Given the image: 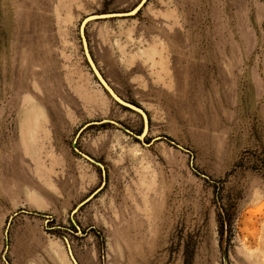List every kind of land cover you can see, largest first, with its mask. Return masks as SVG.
Segmentation results:
<instances>
[{"label": "rangeland", "instance_id": "374dc122", "mask_svg": "<svg viewBox=\"0 0 264 264\" xmlns=\"http://www.w3.org/2000/svg\"><path fill=\"white\" fill-rule=\"evenodd\" d=\"M143 1L0 0V264H264V0L86 25L146 133L80 37Z\"/></svg>", "mask_w": 264, "mask_h": 264}, {"label": "water", "instance_id": "95a60500", "mask_svg": "<svg viewBox=\"0 0 264 264\" xmlns=\"http://www.w3.org/2000/svg\"><path fill=\"white\" fill-rule=\"evenodd\" d=\"M136 9H134L133 11L127 12V13H107V14H97V15L96 14H93V15L87 16L83 20V22H82V24L80 26V37H81L82 49H83V52H84V56H85L86 62L88 64L89 68L91 69L94 77L96 78V80L98 81V83L100 84V86L102 87V89L117 104H119V105H121V106H123L125 108H128V109H130V110H132V111H134L136 113H138L142 117L143 125H144V133H146V130L148 129V117H147L146 112L142 108H140V107H138V106H136L134 104H131V103L126 102L125 100H123L113 90V88L108 84V82L104 79V77L102 76V74L100 73V71L98 70L96 64L94 63V61L92 59V56H91L90 51H89V48H88V42H87V39H86V35H85V27H86V25L89 22L96 21V20H101V19H107V18H114V17H130V16H134L139 11L138 10L137 12H135ZM103 122H108V120H104V121H101V122L89 123L83 129H85L86 127H88L90 125L102 124ZM80 154L82 156L88 158L87 156L83 155L82 153H80ZM102 172L104 173V169L103 168H102ZM97 192H95L89 199H91ZM88 200H86L84 203H86ZM84 203H82L81 205H83ZM67 250H68V254H69V256H70L73 264H77L75 258L73 257V254L71 252V249H70V246H69L68 243H67Z\"/></svg>", "mask_w": 264, "mask_h": 264}, {"label": "crops", "instance_id": "0c3cea01", "mask_svg": "<svg viewBox=\"0 0 264 264\" xmlns=\"http://www.w3.org/2000/svg\"><path fill=\"white\" fill-rule=\"evenodd\" d=\"M136 15V14H135ZM114 18H116V17H114ZM108 19V18H107ZM102 20V19H101ZM152 51V52H151ZM154 52V55H156V54H158V52H157V50L155 49V50H151V49H147V50H145L143 53H144V55H146V56H148V57H150V56H152L151 54ZM146 62V61H145Z\"/></svg>", "mask_w": 264, "mask_h": 264}, {"label": "bare ground", "instance_id": "6f19581e", "mask_svg": "<svg viewBox=\"0 0 264 264\" xmlns=\"http://www.w3.org/2000/svg\"><path fill=\"white\" fill-rule=\"evenodd\" d=\"M145 1H146V0H144L143 3H144ZM143 3H142V5H143ZM142 5H140V6L135 10V12H137L138 10H140V8H141ZM134 9H135V8H134ZM134 9H133V10H134ZM133 10H131V11H133ZM146 132H147V130H146ZM262 230H263V229H262ZM263 234H264V231H263Z\"/></svg>", "mask_w": 264, "mask_h": 264}]
</instances>
